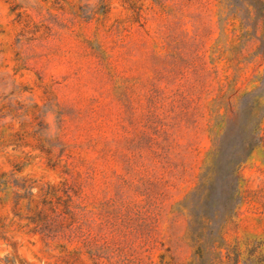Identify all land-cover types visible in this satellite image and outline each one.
<instances>
[{"label":"rangeland","instance_id":"1","mask_svg":"<svg viewBox=\"0 0 264 264\" xmlns=\"http://www.w3.org/2000/svg\"><path fill=\"white\" fill-rule=\"evenodd\" d=\"M165 5L0 0V264L195 262L181 203L208 158L214 99L255 88L264 58L227 0ZM243 174L225 230L239 264L264 249V140ZM8 180L35 184L37 201L72 186L88 245L34 233Z\"/></svg>","mask_w":264,"mask_h":264},{"label":"trees","instance_id":"2","mask_svg":"<svg viewBox=\"0 0 264 264\" xmlns=\"http://www.w3.org/2000/svg\"><path fill=\"white\" fill-rule=\"evenodd\" d=\"M155 1L166 6V0ZM227 1L239 11L245 36L257 40L255 54L264 58V0ZM214 102L210 127L215 130H212L208 158L195 187L181 206L188 216L187 237L194 248L193 264L206 257V264H239L245 251L239 242L229 241L225 230L237 224L239 206L245 198L243 167L264 140V70L255 88L235 98L221 95ZM216 126H219L218 131ZM27 181L5 183L26 191L24 194L14 191V197L19 209L22 202L27 201V213L20 218L29 222L32 231L59 242L67 251H71L74 243L81 244L75 247L77 250L88 245L87 205L74 198L79 196L77 191L67 183L62 188L49 184L41 189L37 201L34 192L37 186ZM263 256L264 249L258 246L250 253V263L245 264H263Z\"/></svg>","mask_w":264,"mask_h":264}]
</instances>
